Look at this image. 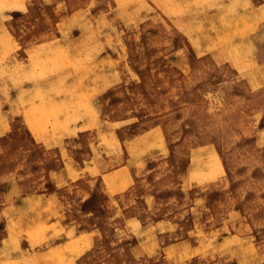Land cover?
<instances>
[{"label":"rangeland","instance_id":"374dc122","mask_svg":"<svg viewBox=\"0 0 264 264\" xmlns=\"http://www.w3.org/2000/svg\"><path fill=\"white\" fill-rule=\"evenodd\" d=\"M149 1L104 0L94 22L22 18L18 35L56 32L29 63L0 36V264H264L262 0ZM66 157L126 164L106 175L112 190L134 177L123 208L67 216L23 198L54 189L48 170ZM81 174L61 190L92 188L113 211L100 179ZM81 217L105 220L99 244L60 224L79 231Z\"/></svg>","mask_w":264,"mask_h":264},{"label":"crops","instance_id":"0c3cea01","mask_svg":"<svg viewBox=\"0 0 264 264\" xmlns=\"http://www.w3.org/2000/svg\"><path fill=\"white\" fill-rule=\"evenodd\" d=\"M109 1H110L109 5H112L113 7L118 6V0H116V2L115 0H109ZM13 2L14 1L12 0L7 1L5 5L8 7H5L4 11L0 10V25L2 26V29L0 31V36L7 40L6 42L7 45L8 43L12 45L17 44L15 51L13 50L11 54L16 53L18 56H21V58L23 59L22 62L24 63H29L27 60L29 59L31 53L40 50L41 47L43 48V46L44 47L49 46L50 43L53 41V39L56 37V32H54L53 34L51 29H49L45 33L41 34L38 33L35 29H33V32L25 31V32H20V34L18 35L13 30L14 23H18L22 21V18H30V17L33 18L34 21L42 20L50 24L67 22L71 18L74 19L82 18L84 20L94 22V21H98V16L101 17L103 16L104 8L106 6L104 0H20V1L18 0L15 2L16 4H14ZM257 3H258V7L264 6V0L258 1ZM58 15H60V19H57ZM6 32H9L10 36L9 35L8 36L11 38H9L7 35H4V33L6 34ZM41 38L43 39L41 40ZM58 38L59 39L63 38V34L59 33ZM100 38L104 39V37L101 36ZM2 49H4V47H2ZM16 59L17 61H21L19 57H16ZM1 83H3V81H1ZM1 130L2 129H0V135L6 132V130H2V131ZM33 139L34 141H36V143L42 142V140H39L38 138H37L38 140H36L35 137ZM134 145L135 144L133 143L131 147H133ZM83 163L84 164L81 165V162L74 157L64 158V165L61 169L48 170L49 178L52 177L56 178L54 189L47 191H33L31 193L27 192V194L23 195V198L24 199L28 198L32 200L36 199L39 201L38 203H43L45 207L46 205H51L50 206L51 212L58 215H61L63 213L66 214L67 216H71L74 214L84 215L90 213L104 214L107 211L113 212L114 214L118 213L119 209L123 206L121 199H123L124 196L121 197V194L123 190L130 184L132 178L134 181V177L132 176V178L131 177L129 178V182L127 186L122 184L120 180H118V182L114 181V187L115 188L120 187V189L118 188L119 190L118 189L112 190L111 187L106 182V175L121 170L127 167V165L124 164L114 169L104 170L102 169L103 164L98 160H92L90 158L83 160ZM95 166L99 170L98 175L91 173L92 171L91 169H94ZM83 170H85V173L90 175V177L92 178L97 177L98 180L100 179L101 183L104 184V188H107L104 190L105 191L104 194H106L105 196L109 197V199L112 200L113 211L112 210L110 211V209L106 207L105 203L101 202L102 199L99 200L98 197L96 198L95 202L91 201L92 198L95 197L92 194L93 192L91 193V190H93L92 188L90 190H85L82 188V185L79 184L78 185V188H80L79 190L71 191V192L68 191V193L66 191L61 190L63 186L69 185L73 182L80 181L81 180L80 177H83L81 174V171ZM77 173H79L78 177L76 176ZM144 203L147 206L145 201ZM90 205L92 207L88 208V206ZM119 205L121 207H119ZM134 208L136 209L138 208V206H132L129 212L139 215L142 218V220H144V223L139 222L138 227L136 229L148 230L149 224L145 220L146 217L145 216L143 217L141 214H138L137 211L134 210ZM146 213H149L148 207H146ZM129 216L130 217L126 218L124 221V224L127 225L126 227L127 229L124 228L125 225L124 227L123 225H116L115 231L121 228L122 229L124 228L125 231H130L129 233L135 231L133 228L129 227L128 225H130V223H134V222L136 223L135 220L136 217L132 215ZM81 221L83 225H80L78 227L79 231L76 229L74 225L71 224L72 223L71 221H66V223H60V224L67 235L68 232L70 231H73L75 233L79 232L76 233L77 236H81L84 234L88 235L90 239L89 247H91L94 243L95 245L99 244V241L101 239H104V237L106 236L105 225H104L105 220H99L97 224L93 226L86 225L87 221H91L90 218L81 217ZM65 240L68 241L70 239L68 238ZM65 242H63L62 240H55L54 246H60ZM80 255H77L76 258ZM86 256H88V253H86L85 256L83 257ZM76 260L77 259H75V261Z\"/></svg>","mask_w":264,"mask_h":264},{"label":"bare ground","instance_id":"6f19581e","mask_svg":"<svg viewBox=\"0 0 264 264\" xmlns=\"http://www.w3.org/2000/svg\"><path fill=\"white\" fill-rule=\"evenodd\" d=\"M147 1V3L150 5V6H152V3L149 1V0H146ZM247 2L245 3L246 4V6L248 5V8L249 7H251L252 6V4H251V2H252V0H246ZM231 9V8H230ZM264 9V8H263ZM263 12H264V10H263ZM248 13V15H250V12L248 11L247 12ZM264 14V13H263ZM254 17H256L255 15H253ZM258 27H259V25H258ZM39 45H41V44H39ZM42 45H43V43H42ZM44 47V46H43ZM42 48V47H41ZM37 50V49H36ZM48 50V49H47ZM7 51V50H6ZM44 51H46V50H44ZM35 54V53H34ZM44 83H46V82H44ZM43 83V84H44ZM39 84V83H38ZM53 85V84H52ZM55 87V86H54ZM35 89H37V88H35ZM55 96V95H54ZM38 97V96H37ZM50 97H52V96H50ZM35 101V100H34ZM38 116V115H37ZM51 116V115H50ZM35 117V116H34Z\"/></svg>","mask_w":264,"mask_h":264}]
</instances>
